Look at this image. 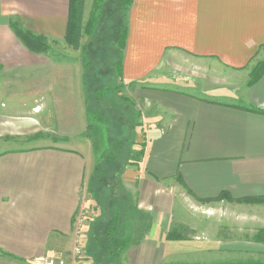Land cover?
<instances>
[{
	"label": "crops",
	"instance_id": "1",
	"mask_svg": "<svg viewBox=\"0 0 264 264\" xmlns=\"http://www.w3.org/2000/svg\"><path fill=\"white\" fill-rule=\"evenodd\" d=\"M74 3L0 0V119L16 122L10 128L2 122L0 140L12 135L9 139L18 144L39 128L25 131L29 125L24 119L31 121L13 113L44 110L40 102L19 99L48 95L72 114L68 100L77 95L78 83L71 64L69 73L52 78L53 62L46 53L29 50L19 34L65 40ZM263 60L264 0L133 1L123 80L159 114L139 170L128 169L125 181L132 184L129 191L138 209L155 217L154 222L143 219L115 264H243L201 260L264 256V205L239 202L264 198V75L249 84L252 65ZM9 81L63 84L31 86L30 94L12 95L3 87ZM81 126H56L53 144L0 152V264L71 258L77 217L91 199L86 189L90 157L64 145L83 134L85 124ZM223 193L233 201H211ZM183 195L188 206L207 211L209 217L197 224L208 228L197 238L168 241L172 210L185 207L179 205ZM221 211L226 217L218 215ZM232 213L253 216L230 217ZM241 227L244 235L237 234ZM249 228L255 235L251 239ZM89 229L86 253L110 264L100 249V235Z\"/></svg>",
	"mask_w": 264,
	"mask_h": 264
},
{
	"label": "rangeland",
	"instance_id": "2",
	"mask_svg": "<svg viewBox=\"0 0 264 264\" xmlns=\"http://www.w3.org/2000/svg\"><path fill=\"white\" fill-rule=\"evenodd\" d=\"M94 2L95 0H87L86 2L85 30L83 31L84 34L79 50H74L72 44L66 39L62 41L42 39L44 41L43 44L47 48L46 55L53 62L48 74L54 78L58 73H69L70 70H68L67 64L70 63V73L73 79L75 76L77 77L76 84L78 83V89L77 92L75 91L77 95L73 99L68 100L70 104L73 103L72 114L66 113L64 108L55 105V98L51 99L48 95L37 96L36 99H19L26 101L38 100L40 102V106L44 110L40 107L33 110V114H27L25 110H21V113H13L17 116L29 118L31 123L24 119L25 124L29 125L25 131L33 129L36 125H39V128L29 132V135H24V138H21L20 140L22 141L18 144L9 139L14 136H3L5 138L4 140H0V152L13 148L34 147L37 142L53 144L55 142V138H53L55 133H52V131H54L56 126L68 124L84 126L85 124L82 130L83 134L74 137L71 139V143L64 145L65 147L76 146L85 154L88 153L90 157L89 179L86 189L91 199L87 200L80 212L83 215L84 221H86L85 231L88 232L89 228H91L93 233L100 234L101 225L105 223V220L107 222L110 219V215L115 214L116 209L129 206L132 209V219L127 224V230L130 237H132V233H136L137 227L143 222V219L149 218L153 221V217L155 216H151L150 213L143 217L141 215L137 216L136 211L139 210L138 200L130 195L129 187H132V184L125 181L126 172L128 169L139 170L144 157L140 153L143 152V145L147 143V136L150 130L154 127L157 128L155 119L159 113H156V110L150 107L152 104L147 103L146 100L139 99L136 93L132 91V86L120 78L114 66L116 61L112 57L115 56L114 42L118 38L117 34L120 31L119 27L122 20L121 14L118 11L121 0H107L100 18L91 26H87L91 19ZM88 29L90 30L87 32ZM259 62H255L252 68ZM63 64L66 65L63 66ZM252 68L250 69V75ZM174 71L175 69H173V75H175ZM59 84L62 85L63 83L59 81H35L29 83L9 81L3 87L14 95L18 93L30 94L32 92L31 86L35 89L40 88V86L54 88ZM43 89L41 88L42 91ZM59 91H62V87L58 88ZM2 101L7 104L5 98H2ZM13 104L7 105V109ZM1 105L0 101V108ZM19 111V108H17V112ZM71 115H75L72 118V123L70 122ZM6 120L0 119V125H2V122H5L7 124H3V126L10 128L16 123L11 122L14 120ZM131 163L136 165L130 166L129 164ZM184 197L185 195L180 197L182 203L179 202V205L184 204L185 207L183 209L177 208L172 210V223L167 226L169 232H174L182 240L191 236L197 238L201 235L203 230L208 228V226L198 225V220L209 217L206 210L199 211L188 206ZM250 204L255 206L264 205V203ZM248 211L251 212L252 210ZM221 212L218 215L222 218L226 217L225 212ZM250 214L238 216L232 213L230 217L251 218L253 215ZM255 215L259 216L258 213H255ZM262 217L264 218V215ZM99 228L100 232H96ZM229 230L231 231L230 234L235 233L231 227ZM249 230L251 228L247 229V233L251 239L255 235ZM244 231L245 229L241 227L237 234L244 235ZM98 251L100 252L99 248ZM89 252H92V250ZM252 257L201 261L243 264L247 262L256 263L257 261L264 262V256ZM101 261L106 260L101 259ZM188 261L193 262V259H188ZM86 264L103 263H99L98 257L95 255L90 259L86 253Z\"/></svg>",
	"mask_w": 264,
	"mask_h": 264
},
{
	"label": "trees",
	"instance_id": "3",
	"mask_svg": "<svg viewBox=\"0 0 264 264\" xmlns=\"http://www.w3.org/2000/svg\"><path fill=\"white\" fill-rule=\"evenodd\" d=\"M107 0H95L93 5V10L91 14V19L88 22L87 26H91L97 19L100 18V14L105 6ZM134 0H121L120 7L118 9L119 14H121L122 20L119 27L118 38L114 42V54L112 56L115 59V67L116 71L119 74L120 78L123 79V61L124 54L127 46V38H128V13L131 5ZM85 3L86 0H75L73 12L71 13V21L69 26V32L66 37V40L72 44L74 50H79L81 48V40L83 37L84 27V13H85ZM90 29L87 30V32ZM19 37L22 39L25 46L36 54H45L47 53V48L45 46L43 37H35L31 34L20 33ZM111 57V58H112ZM264 75V60L256 64L252 70L250 75V85L258 82L262 76ZM146 145H143V152H141V156L145 155ZM130 166H135L134 163L129 164ZM123 182V181H122ZM124 183V182H123ZM233 201L227 194H221L217 199H213L211 201ZM205 201V202H211ZM239 202L245 203H264V198H256V199H244ZM131 208L125 206L124 208L116 209L114 215H110V219L103 225H101V233L100 235V249L105 256L106 260L110 264L119 263L123 253L130 247L133 243L132 238L129 235L127 230V224L132 219ZM137 216L141 215V217L145 216L141 211H136ZM106 215V213H105ZM109 216V215H108ZM140 219V218H139ZM96 232H100L96 230ZM95 234V233H94ZM168 241H177L180 240L181 237H178L174 234V232H169Z\"/></svg>",
	"mask_w": 264,
	"mask_h": 264
},
{
	"label": "built area",
	"instance_id": "4",
	"mask_svg": "<svg viewBox=\"0 0 264 264\" xmlns=\"http://www.w3.org/2000/svg\"><path fill=\"white\" fill-rule=\"evenodd\" d=\"M86 221L83 215L79 214L75 223L74 231V248L71 258L61 259L54 257L39 258L35 261L36 264H86L85 244L87 240V231H85Z\"/></svg>",
	"mask_w": 264,
	"mask_h": 264
}]
</instances>
